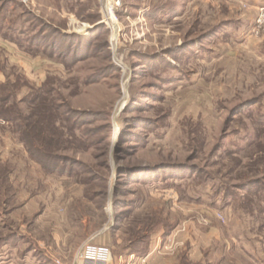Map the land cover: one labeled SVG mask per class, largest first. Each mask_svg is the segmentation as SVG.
I'll return each instance as SVG.
<instances>
[{"label": "rangeland", "instance_id": "rangeland-1", "mask_svg": "<svg viewBox=\"0 0 264 264\" xmlns=\"http://www.w3.org/2000/svg\"><path fill=\"white\" fill-rule=\"evenodd\" d=\"M114 1L0 0V261L264 264V0Z\"/></svg>", "mask_w": 264, "mask_h": 264}, {"label": "trees", "instance_id": "trees-1", "mask_svg": "<svg viewBox=\"0 0 264 264\" xmlns=\"http://www.w3.org/2000/svg\"><path fill=\"white\" fill-rule=\"evenodd\" d=\"M1 29H3V28H1ZM9 41L12 42L11 39ZM30 44H32V43H30ZM38 96L35 98V100H39ZM45 101H46V99L44 97V102ZM0 103L2 104L1 107L3 108L0 111V120L4 121L5 124L11 123V125L13 127L12 128L13 133L18 134L19 137H16V138L18 139L19 143H21L22 145L25 146V150L27 151L29 157L32 158L36 163L41 164V166L43 168H45L46 165H48L47 162H49L50 158H52L51 154L49 153V150L52 149L54 145H58V142L60 140L54 141L55 139H50V138L48 139L47 137L42 138L38 134H37L38 137L35 136L36 138L27 136L30 131L37 130L36 124H34V126H32L33 127L32 128L30 123H28L26 119H23L21 117L20 112H17L15 110L16 107L10 106V102H7L6 98L0 99ZM38 106L39 107L42 106L41 101L39 102ZM43 106H44V112H45L44 116L45 117H44L43 122L41 124V127H40L41 131L39 133H41L43 131L44 133L47 134V132H51V130H49V128H51L53 126L51 125V122L47 123V119H46L47 104L43 103ZM11 116H13V117H11ZM40 138H42V139H40ZM36 143L38 144V146L34 145ZM33 150L37 151V154H39L42 158L36 157V153H33Z\"/></svg>", "mask_w": 264, "mask_h": 264}, {"label": "crops", "instance_id": "crops-1", "mask_svg": "<svg viewBox=\"0 0 264 264\" xmlns=\"http://www.w3.org/2000/svg\"><path fill=\"white\" fill-rule=\"evenodd\" d=\"M8 47L12 48L11 50L15 51L14 53L17 56L20 55V51L17 45L14 42L6 40L0 35V54H5L6 51H9L10 49H8ZM6 61H5V64H3L0 67V71H8L9 68L12 67L11 65L7 64ZM4 73H5V76L8 74L7 72H4ZM19 248L20 246H18L17 249ZM79 248L80 247L76 248L75 251L71 254V256H69L66 250H62L60 252V257H58L55 255V253L53 254L51 249L48 251L46 248L45 249L41 248L37 250L35 247H26L23 249V251H20V252H24L23 255L19 257L20 259L1 260L0 264H54L55 257L57 258L56 260H59L61 262L71 263L74 261ZM14 251H15V248L13 252ZM151 261L152 259H149L147 263L145 264H153V262L151 263ZM76 264H85V263L77 262ZM108 264H113V263L109 262ZM122 264H126V263L122 261ZM127 264H141V263L129 261Z\"/></svg>", "mask_w": 264, "mask_h": 264}, {"label": "built area", "instance_id": "built-area-1", "mask_svg": "<svg viewBox=\"0 0 264 264\" xmlns=\"http://www.w3.org/2000/svg\"><path fill=\"white\" fill-rule=\"evenodd\" d=\"M112 4H116L114 0H112ZM110 260L111 253L108 248L86 244L81 248L80 251H78L73 262L65 263L55 260V264H76L77 262L85 264H108Z\"/></svg>", "mask_w": 264, "mask_h": 264}]
</instances>
